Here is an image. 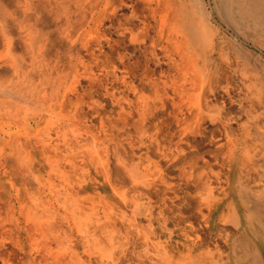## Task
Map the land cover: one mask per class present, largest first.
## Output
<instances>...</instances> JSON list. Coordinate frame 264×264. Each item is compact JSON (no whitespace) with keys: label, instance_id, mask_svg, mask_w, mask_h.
<instances>
[{"label":"bare ground","instance_id":"1","mask_svg":"<svg viewBox=\"0 0 264 264\" xmlns=\"http://www.w3.org/2000/svg\"><path fill=\"white\" fill-rule=\"evenodd\" d=\"M19 2L20 0H0V23L3 32V40L0 44V105L8 101L9 97L3 84L9 81L11 70L19 64L16 63L17 59L14 58L12 50L13 42L16 40V27L14 28L13 25L20 17L19 11L16 10ZM55 2L58 11L60 10L55 13V17L59 20V28L63 33L61 36L58 33H50L49 36L44 37L50 25L42 15L38 17L41 14L39 9L47 6L45 3L40 4V0H30V6L35 13L24 17V21L30 22V32L34 31L31 45L38 48V57L44 54V57L50 58L57 48L71 50L73 45L79 43L75 51L77 55L75 82L80 84L83 78L87 82L86 89L85 93L75 91L77 103H72V99L63 97L60 105L73 104L75 111L61 120L63 123L70 121L75 127L77 126L78 131L89 135L88 129L91 127L92 118L82 109L84 96L90 97L103 90V98L110 103V114L98 111L97 106L101 105L97 104V101L91 102V111L101 117L99 124L104 133L103 152L108 160L112 154L111 156L116 160L123 162L124 159L137 155V164L134 167L129 166L131 170L135 168V174L140 177L141 183L146 188L143 191L133 185L129 186L121 195L122 200L125 203L132 201L130 192L133 191L135 193L132 197L136 195L139 202L149 197L147 188L150 189L152 185L150 180L147 181L148 173L144 175L137 173L139 164L145 163L147 172L154 174L153 171H156L161 176L160 184L153 188L158 196L162 194L159 200L163 202H161L163 208L168 207L172 211V234L179 231L185 235L190 233L189 240L193 247H196L197 244L202 243V240L195 229L196 227L201 230L203 227L210 229L214 210L203 207L204 193L201 190L207 186L203 172L198 173L197 185L193 186L185 166V164L191 166L192 162L197 165L199 161L204 164L209 163L204 156L198 154L197 150L202 144L201 140L197 139V135H200L203 123L207 119L202 105L214 112L213 118H217L216 125H219L211 129L212 135L214 134V140L211 142L215 146L210 154V162L213 161V165L220 166L221 170L226 169L229 179L236 173L241 187L250 174L251 164H255L259 169V175L264 181V162L256 164L248 148L251 135L249 124L245 122L240 127H236L235 124L236 121L241 120V114L245 115L246 120L252 117V112L264 116V62L254 58L248 51L242 50L241 60L248 65L243 75L249 79L255 93V101L249 104L245 98L240 97L238 89L233 85L232 52L225 55L223 62H220L221 58L216 56V54L220 56L216 53L218 43L226 41L225 37H220L218 28L220 23L213 15L216 12L224 22L226 17L222 14L220 6L216 5L217 9L214 11L206 0L184 1L185 5L183 4L182 7L188 10L189 7L191 8L185 13L187 17L191 16V19V17L185 18L178 9H175L173 0H56ZM126 43L128 50L123 48ZM231 44L234 47L235 41L231 40ZM45 46L47 47L44 50ZM26 47L27 45H24V48ZM83 51L88 53L87 62L81 55ZM224 62L227 63L226 75L221 73L222 66H219ZM251 63L254 65L250 66ZM81 68H84L87 75H82ZM44 75L49 77L51 73L45 71ZM50 111L42 110L38 116L39 121L35 123L36 133L27 141L30 145L33 143L32 149L15 155L14 149L10 148L9 152L0 153V157L4 160H13L11 168L15 169L21 166L18 159L28 158L33 152L38 160H35L28 168V173L23 175L25 179L33 178L37 183V195L41 202H56L59 206L58 191L54 187L53 180L62 177L65 170L75 167L72 160L63 153L67 149L77 150L81 147V141L77 138L64 139L60 145L58 141L51 140V137L47 139L42 137L43 129L39 126L45 121L46 114H54ZM94 137L93 135V142ZM222 140L224 142H221ZM191 158L194 161L190 162ZM175 163H184V166L179 168L180 176L184 179L178 184L162 178L163 167L169 165V168H173ZM24 168L25 166L22 169ZM237 169L240 174H237ZM115 173L122 178L119 169L116 168ZM192 187L198 192L192 194L190 192ZM71 194H74L73 191ZM258 195L264 197V188L258 192ZM231 196L228 194L221 199L223 208L216 218V225L220 224L223 230L224 228L227 230L229 224L238 228L242 221H245L250 229L253 228V224H257L263 232L264 241V223L260 216L263 208L246 199L244 193H241L239 202L233 198L232 192ZM166 200L169 201L168 206L165 204ZM19 208L25 207L21 205ZM4 212L3 209L0 210L2 264H63L52 247L53 242L59 240L57 231H44L39 224L34 226L36 221L30 218L29 214L26 218L32 224L23 226L19 222L21 213L16 217L14 212L11 216L3 215ZM73 212L74 208L71 204V215ZM226 214L228 218H225ZM252 235H254L253 231ZM220 239L223 240V236ZM217 241L215 240L216 246H218ZM165 254V263L178 264ZM206 256L211 259L210 264H230L227 261L216 263L212 251H207L198 258H192L182 264H205L203 258H207ZM241 257L237 253L234 264H242ZM251 257L252 259L246 264H264L258 258L259 255H255V251Z\"/></svg>","mask_w":264,"mask_h":264},{"label":"rangeland","instance_id":"2","mask_svg":"<svg viewBox=\"0 0 264 264\" xmlns=\"http://www.w3.org/2000/svg\"><path fill=\"white\" fill-rule=\"evenodd\" d=\"M55 1L40 0L47 6L39 9L41 14L38 17L42 15L46 18V23L50 25L44 37L49 36L50 33H58L60 36L63 34L59 28V20L55 17V13L58 11ZM173 1L175 9H178L180 14L186 18L185 13H188L191 8L189 7L188 10L182 6L187 0ZM206 3L214 11L217 9L216 5L220 6L222 14L228 20L224 19L223 22L216 12L213 13L215 19L220 23L218 26L220 37H225L226 40L217 45L216 53L222 57L217 54L216 56L221 58L220 62H223L225 55L232 52L233 85L238 89L240 97L245 98L250 104L255 101V93L249 79L243 75L248 65L241 60V53L242 50H246L254 58L264 62V0H206ZM16 10L19 11L20 17L15 20V25H13L14 28L16 27V40L13 42L12 50L14 58L17 59L16 63L20 65L18 64L19 66L17 65L15 69L11 70L9 81L3 84L7 92L6 95L9 97L8 101L0 105V153H7L12 148L15 155H19L21 152H28L32 149L33 143L30 145L27 141L31 140L33 134L36 133L35 123L39 121L38 116L42 110L48 109L54 114H46L45 121L41 122L39 127L43 129L42 137L46 139L51 137V140L58 141L60 145L64 139L74 140L77 138L81 141V147L77 150L75 148L67 149L63 153L72 160L75 167L65 170L62 177L53 180L54 187L58 191L59 206L56 202H41L37 195V183L33 178L25 179L23 175V173L27 174L28 168L35 160H38L33 152L31 156L28 155V158L18 159L21 166L19 165L20 167L15 169L11 168L13 160H4L0 157V164H2L0 166V210L5 211L3 215L11 216L14 212V215L18 217L21 213L19 222L23 226H30L31 222H28L26 218V215L29 214L30 218L36 221L34 226L39 224L44 231H57L59 240L54 241L52 247L63 264H167L164 253L173 262L182 264L192 258H198L199 255L207 251L214 252L216 263L227 261L234 264V257L238 253L242 256L240 263L246 264L250 261L249 259H252L254 251L255 255H259L260 261L264 262L263 232L257 224H253V228L250 229L245 221H242L238 228L229 224L227 230L225 228L223 230L220 224L216 225V218L223 208L220 203L221 199L228 194L232 197L231 192L233 198L238 202L241 193H244L246 199L263 208L260 216L264 223V197L258 195V192L264 188V181L259 175V169L255 167V164H251L250 174L241 187L236 173L229 179L226 169L221 170L220 166L213 165V161L210 162V154L215 146L211 142L214 140L211 129L213 126H219L216 125L217 118H213L214 112L202 105L207 119L203 123L200 135H197V139L202 142L197 149L198 154L204 156L209 163L204 164L199 161L196 165L193 164L194 160L191 158V166L185 164L193 186L196 184L198 173L203 172L207 181V186L201 190L204 193L203 203L205 205L203 207L207 210L214 209L210 229L203 227L201 230L196 227L195 231L200 235L202 243L193 247L189 240L190 233L185 235L179 231L172 234V211L168 207L163 208V202L159 200L162 194L158 196L153 188L160 184L161 176L156 171H153L154 174L147 172L145 163L139 164L137 173L142 175L148 173L147 181L150 180L152 185L150 189L147 188L149 197H145L139 202L136 195L134 198L132 197L135 193L133 191L130 192L132 201L125 203L122 200L121 195L129 186L133 185L143 191L146 188L141 183L140 177L135 174V168L131 170L130 167L137 164V155L134 157L132 155L131 158L124 159L123 162L116 160L111 156L112 154L108 160L103 152L104 133L99 124L101 117L97 114L94 115L91 111V102L97 101V104L101 105L97 106L98 111L110 114V103L103 98V90H99L98 93L90 97L84 96L82 109L92 118L91 127L88 129L89 135L78 131L77 126L75 127L70 121L63 123L61 120L75 111L73 104L60 105L63 97H68V99H72V103H77L75 91L85 93L86 89L87 82L83 78L80 81L81 85L75 82V67L77 65L75 51L79 47V43L73 45L71 50L57 48L50 58L44 57V54L38 57V48L31 45L34 31L30 32V22L24 21V17L35 13L30 6V0H20ZM2 40L3 32L0 23V44ZM231 40L235 41L234 47H232ZM24 45L27 47L24 48ZM123 48L128 50V44L126 43ZM81 55L87 62L88 53L83 51ZM253 65L251 63L250 66ZM219 66H222L221 73L226 75L227 63L224 62ZM45 71L51 73L50 78L44 75ZM81 71L83 76L87 75L84 68H81ZM204 83L206 86L205 80ZM245 122L249 124L252 135L249 136L248 148L252 152L255 163H262L264 162V116L258 112L256 114L252 112V117L246 120L245 115L241 114V120L235 122L236 127L242 126ZM93 135L95 136L94 142L92 141ZM23 166H25L24 169H22ZM181 166H184V163H175L173 168L165 165L162 178L175 184L181 183L184 179L179 172ZM116 168L121 171L122 178H119V175L115 173ZM236 172L238 174L239 170L237 169ZM197 191L192 187L190 192L194 194ZM168 202L165 201L167 206ZM71 204L74 208L73 215L70 213ZM21 205L25 208L20 209ZM225 218H228V214ZM251 230L255 236L252 235ZM221 236L224 241L228 240L224 242L220 239ZM215 240H218V246H216ZM206 257L203 258V262L210 264L211 259L209 256ZM0 264H2L1 261Z\"/></svg>","mask_w":264,"mask_h":264},{"label":"crops","instance_id":"3","mask_svg":"<svg viewBox=\"0 0 264 264\" xmlns=\"http://www.w3.org/2000/svg\"><path fill=\"white\" fill-rule=\"evenodd\" d=\"M41 3H42V2H40V4H41ZM196 190H197V189H196ZM197 192H198V191H197ZM197 192H196V193H197Z\"/></svg>","mask_w":264,"mask_h":264}]
</instances>
